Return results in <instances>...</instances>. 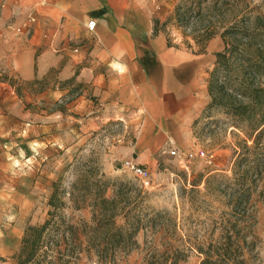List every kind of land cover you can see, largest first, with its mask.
Listing matches in <instances>:
<instances>
[{"label": "rangeland", "instance_id": "rangeland-1", "mask_svg": "<svg viewBox=\"0 0 264 264\" xmlns=\"http://www.w3.org/2000/svg\"><path fill=\"white\" fill-rule=\"evenodd\" d=\"M150 9L154 30L177 39L186 49L204 51L211 39L223 36L229 49L219 79L230 89L244 68V56L229 52L236 45L234 37L247 43L250 34L264 50V0H151ZM262 80L256 78L255 84L261 85ZM45 86L44 82L35 87L21 83L0 68V133L10 160H15V185L37 194L24 229L48 219L54 183L60 191H68L71 184L92 174L107 179L106 197L113 195L118 183H130L146 196L148 217L163 214L155 227L163 233L140 232L139 247L119 257L116 264H145L149 247L163 255L170 245L184 255L177 264H199L195 246L215 241L221 234L239 242L235 264H264V124L250 139L237 127L238 120L207 105L194 123L189 147L169 155L154 170L146 169L151 182L145 189L121 169L122 162L132 158L126 157L125 150L134 142L138 121L107 116L105 108L77 85L59 99L37 100ZM262 109L264 102L242 119L241 126H253ZM48 116L50 121H44ZM256 134L260 135L257 148L251 150ZM244 143L250 150L242 148ZM235 152L247 154L243 168L254 166L248 174L252 183L244 214L229 205L239 196L230 186L242 172L234 173ZM110 164L114 170L108 174ZM61 201L63 205L54 211L56 218L71 224L90 220L88 206L77 209L67 196ZM17 253L5 264H16ZM165 257L169 259L170 253ZM77 264L95 263L82 259Z\"/></svg>", "mask_w": 264, "mask_h": 264}, {"label": "crops", "instance_id": "crops-1", "mask_svg": "<svg viewBox=\"0 0 264 264\" xmlns=\"http://www.w3.org/2000/svg\"><path fill=\"white\" fill-rule=\"evenodd\" d=\"M150 3L0 0V68L32 87L44 82L37 100L59 99L77 85L107 116L136 119L125 155L154 170L169 151L189 147L194 123L210 102L209 74L225 44L218 36L204 51L186 49L154 30ZM90 20L93 32L86 29ZM14 162L0 133V264L19 250L37 202L34 191L15 185ZM113 170L110 164L105 172Z\"/></svg>", "mask_w": 264, "mask_h": 264}, {"label": "trees", "instance_id": "trees-1", "mask_svg": "<svg viewBox=\"0 0 264 264\" xmlns=\"http://www.w3.org/2000/svg\"><path fill=\"white\" fill-rule=\"evenodd\" d=\"M242 35L245 34L242 32ZM246 36L250 39L247 43L234 37L236 45L229 51L234 50L244 56V68L239 82L230 89L219 79V67L226 61L229 49L222 36L225 49L216 56L214 68L207 80V90L210 97L209 108H215L238 120L237 127L251 139L264 124V110L259 112L253 126L246 124L244 128L240 122L264 102V50L257 44L254 36ZM256 78L263 79L261 85L255 84ZM259 137L258 134L254 137L251 150L257 148ZM242 148L250 150L246 143ZM246 157L245 153L241 155L240 152H235L234 173L239 170L242 172H237L236 183L230 186L231 191L239 196L229 204L232 209H241L243 214L248 205L249 187L252 183L248 180V174L249 171H254V166L247 165L243 168ZM107 187V179L92 174L71 184L68 191H60L54 183L48 199V206L52 209L48 213V219L40 226H28L24 229L15 255L16 264H77L82 259L95 264H116L119 257L139 247L137 236L140 232L149 231L152 235L163 233V230L155 228L156 221L163 214L157 212L153 217H148L144 208L146 196L141 189L130 183H118L113 195L106 197ZM62 196H67L77 209L88 206L91 211L90 220L71 224L61 216L56 218L54 211L63 205ZM238 248L240 246L237 240H232L228 234H221L215 241L198 244L194 250L201 257L199 264H235ZM168 252L170 258H164ZM183 259L182 250L176 246L170 245L163 255L156 254L149 247L145 264H177Z\"/></svg>", "mask_w": 264, "mask_h": 264}, {"label": "built area", "instance_id": "built-area-1", "mask_svg": "<svg viewBox=\"0 0 264 264\" xmlns=\"http://www.w3.org/2000/svg\"><path fill=\"white\" fill-rule=\"evenodd\" d=\"M29 23H34L35 19L34 18H30ZM95 21L90 20L88 21L87 25H86V29L89 32H93V29L95 27ZM30 30H28L29 32ZM73 52H78L77 48L73 49ZM169 155L170 156H176L177 155V151L176 150H171L169 151ZM121 169L124 172H128L131 173L135 178L138 179L139 181V185L141 188H149L150 187V175L147 172L146 168H144L143 166H141L140 164H138L133 158L130 159H125L122 164H121Z\"/></svg>", "mask_w": 264, "mask_h": 264}]
</instances>
